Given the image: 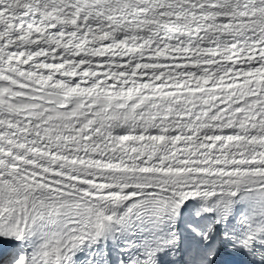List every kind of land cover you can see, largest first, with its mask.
Returning <instances> with one entry per match:
<instances>
[{
    "label": "snow or ice",
    "instance_id": "1",
    "mask_svg": "<svg viewBox=\"0 0 264 264\" xmlns=\"http://www.w3.org/2000/svg\"><path fill=\"white\" fill-rule=\"evenodd\" d=\"M0 264H264V0H0Z\"/></svg>",
    "mask_w": 264,
    "mask_h": 264
}]
</instances>
